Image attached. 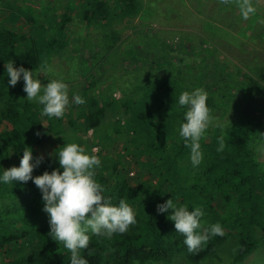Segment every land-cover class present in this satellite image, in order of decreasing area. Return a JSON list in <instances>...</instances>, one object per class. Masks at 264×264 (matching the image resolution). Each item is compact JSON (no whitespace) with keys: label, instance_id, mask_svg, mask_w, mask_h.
<instances>
[{"label":"trees","instance_id":"trees-1","mask_svg":"<svg viewBox=\"0 0 264 264\" xmlns=\"http://www.w3.org/2000/svg\"><path fill=\"white\" fill-rule=\"evenodd\" d=\"M118 7L133 15L138 6L135 0H118ZM109 11L103 0H84L78 8L77 20L87 26L104 27ZM38 19L30 15L21 19V15L14 14L10 20L12 27L0 28V174L3 169L19 166L24 146L32 150L34 161L41 158L32 176L59 168L49 141L61 140L65 134L63 117L42 116V106L26 100L23 87L8 85L4 67L11 61L14 68L30 71L38 68L45 56L59 50L61 38L72 21L71 13L65 11L44 23ZM17 21L21 24L18 28L14 27ZM88 90L87 87L80 93L84 103H75L80 108L81 132L100 128L107 121V111L113 113L130 107L125 112L127 126L116 120L115 132L125 134L129 144L139 141L134 149L136 156L147 158L146 164L137 163L143 173L130 175L117 165H112L107 174L102 173L101 166L96 170L95 179L105 189L103 195L111 198L113 204L124 199L136 223L125 233H114L110 238L89 234L88 248L80 252L88 264H172L177 257L198 264L211 256L229 235L238 240L235 261L245 259L255 250L264 231V177L251 157L254 125L249 117L241 118L222 137L211 139L200 150L202 160L198 166L188 163L183 167L179 162L184 156L189 158L190 148L178 135L185 109L176 101L181 92L192 91L189 87L173 78L165 79L145 88L139 96V107L137 102L124 99L99 102ZM174 134L176 139L171 140ZM96 156L100 159V154ZM26 183L0 184V198L8 194L16 196ZM169 199L189 211L193 207L205 210L211 221L203 227L218 223L223 235L209 236L198 251L190 253L183 235L175 232L173 222L167 219L171 210L157 211V206ZM42 205L39 191L32 212L41 220L32 224L24 223L13 209L0 212V256L16 254L4 264H70V252L48 236L49 224L44 223L47 214L41 210Z\"/></svg>","mask_w":264,"mask_h":264},{"label":"rangeland","instance_id":"rangeland-1","mask_svg":"<svg viewBox=\"0 0 264 264\" xmlns=\"http://www.w3.org/2000/svg\"><path fill=\"white\" fill-rule=\"evenodd\" d=\"M83 1L0 0V28L12 27L10 20L14 14L21 15V19L28 15L35 19L40 17L39 22L44 23L47 18L65 11L71 13L72 21L61 38L59 50L45 56L36 68L42 86L50 79L66 83L72 105L67 106L62 116L65 134L61 140L49 141L54 155L65 143H77L90 155L100 154L103 174H107L112 165L130 175L137 171L143 173L137 163L144 165L147 158L137 157L134 150L139 141L129 144L125 134L115 132L116 120L127 126L125 112L130 107L113 113L107 111V121L100 128L83 134L78 116L80 108L73 95L80 96L88 87V94L99 102L124 99L129 103L137 102L139 107V96L145 88L173 78L191 90L203 89L210 99L211 120L199 141L200 150L205 149L211 139L222 137L241 118L252 120L251 157L264 177V137L261 136L264 134V0H252L255 13L248 19L241 17L237 0H227V3L135 0L138 7L133 15L123 13L118 0H103L110 7L104 27L87 26L77 20ZM20 25L17 21L14 27ZM17 85L23 87L22 79ZM176 136L174 134L171 140ZM188 163L189 158L184 156L179 165L184 167ZM38 193L39 189L29 181L16 196L8 194L0 198V212L13 209L19 212L24 223H36L41 218L32 209ZM202 211L203 225H207L211 215ZM44 223H48V216ZM237 248L236 236L229 235L211 256L198 264H264V231L255 250L241 261H235ZM15 255L13 252L1 255L0 264ZM172 264L194 263L177 257Z\"/></svg>","mask_w":264,"mask_h":264},{"label":"clouds","instance_id":"clouds-1","mask_svg":"<svg viewBox=\"0 0 264 264\" xmlns=\"http://www.w3.org/2000/svg\"><path fill=\"white\" fill-rule=\"evenodd\" d=\"M220 2L227 3V0ZM237 6L243 19L255 13L252 0H237ZM13 65L11 61L4 64L8 85L14 87L22 79L25 99L41 105L42 116L61 118L69 105L66 83L60 79H50L42 86L36 69L29 71L24 67L14 68ZM73 100L76 104L84 103L79 95H73ZM176 102L185 109L178 135L190 148L189 160L196 167L202 160L199 141L211 120L207 93L201 88L183 91ZM261 136L264 137V134ZM22 152L18 167L3 169L0 184L32 181L41 192L42 211L48 216V236L62 243L70 252V264H88L80 252L88 248L89 234L110 238L114 233H125L130 225L136 223L134 213L124 199L113 204L111 198L103 195L105 189L95 179L100 160L86 153L77 143H65L55 151L59 168L35 177L32 172L41 158L34 161L32 150L26 146ZM168 210H171V214L167 219L173 222L175 232L183 235V243L190 253L198 251L209 236L223 235L218 223L203 227V211L199 207L189 211L183 205L177 206L174 199L157 206L159 213Z\"/></svg>","mask_w":264,"mask_h":264}]
</instances>
